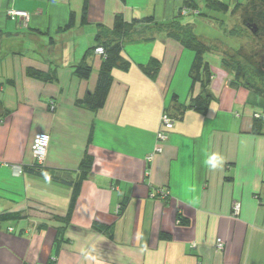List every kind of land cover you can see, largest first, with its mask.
Masks as SVG:
<instances>
[{
    "label": "crops",
    "instance_id": "1",
    "mask_svg": "<svg viewBox=\"0 0 264 264\" xmlns=\"http://www.w3.org/2000/svg\"><path fill=\"white\" fill-rule=\"evenodd\" d=\"M252 1L221 2L243 19ZM184 6V0H0V80L6 79L0 264H264V115L256 109L263 101L231 83L222 59L210 62L206 114L190 109L200 92L199 86L192 92L195 53L165 34L125 43L129 65L112 71L101 109L76 104L97 87L104 59L89 50L99 25L112 29L117 15L127 23L181 21ZM12 10L31 14L30 23L13 20ZM72 12L75 24L66 30ZM153 61L160 65L155 79L143 70ZM82 62L93 68L88 80L75 75ZM165 113L176 124L149 162ZM38 133L51 136L48 176L29 170L17 176L13 166L33 164ZM86 153L92 170L71 208ZM6 213L20 217L3 221Z\"/></svg>",
    "mask_w": 264,
    "mask_h": 264
},
{
    "label": "trees",
    "instance_id": "2",
    "mask_svg": "<svg viewBox=\"0 0 264 264\" xmlns=\"http://www.w3.org/2000/svg\"><path fill=\"white\" fill-rule=\"evenodd\" d=\"M125 2V0H122ZM262 2L264 7V0H253L245 9L243 15V25L251 31L254 37H264V13L257 14V21L255 23L254 18L250 17L249 7ZM185 7L191 10L193 13L198 12L201 15L199 8L201 3L207 5H214L223 11L228 12L230 8L227 4L221 1L214 0H184ZM249 8V9H248ZM254 8V7H253ZM252 8V9H253ZM253 9L252 11H254ZM236 10H233L234 13ZM248 11V12H247ZM256 11V10H255ZM88 6L85 4L82 14V25H86L88 22ZM75 13L70 14V19L65 27L66 30L71 29L75 24ZM255 31V32H254ZM165 34L169 38L179 42L186 49L195 53V59L191 67L190 76L192 78V92L196 87H200V92L195 97H192L190 109L206 114L209 110L210 104L213 100L212 94L209 90L211 80L213 78V72L211 63L206 60V54L211 56H222V64L232 73L233 79L231 83L237 87H244L254 92L258 100L264 101V65L258 61L259 54L248 55L244 50L226 54L227 52L221 51L219 48L208 44L194 32V27L191 25H183L180 21H173L167 23L157 22L154 18L134 19L131 23H127L123 15H117L115 17L114 27L112 29L98 26V32L96 35V45L92 47L89 52L96 51L97 48H103L105 54L103 56L104 62L99 71L97 87L94 92L88 93L83 99L76 102L77 106L85 107L92 111H98L101 109L108 97L111 85H112V71L115 68H126L129 63L122 56L125 43L134 41L135 39L153 40L156 35ZM234 36H240L239 28L232 31ZM160 69L159 62H151L150 66L143 68L144 72L155 79ZM93 72V68L86 62H82L75 67V75L83 80H88ZM30 75L34 78L48 81V78L40 71L30 70ZM177 98L174 97V101ZM2 104L0 102V110ZM171 116V115H170ZM178 117V116H177ZM176 121V117H172ZM261 118V117H260ZM259 120V118H256ZM93 165V158L89 154H85L80 164V176L78 181L74 185V193L72 198L71 208L76 203L78 198L81 184L84 178L91 172ZM24 170L32 172L40 176H48L46 174V167H38L35 165L25 166ZM50 178L57 179L51 175ZM20 214H3L1 219L3 221L9 219H17ZM96 230H100L99 225L95 226Z\"/></svg>",
    "mask_w": 264,
    "mask_h": 264
},
{
    "label": "rangeland",
    "instance_id": "3",
    "mask_svg": "<svg viewBox=\"0 0 264 264\" xmlns=\"http://www.w3.org/2000/svg\"><path fill=\"white\" fill-rule=\"evenodd\" d=\"M220 1L230 3L232 0ZM185 8L186 7L184 6L183 9ZM249 8L250 17L254 18V22L259 24L257 21V14L264 13L262 2L259 1ZM252 8L256 11H252ZM199 11L201 15L197 16L189 10L187 15L181 16L182 20L180 22L183 25L193 26L194 32L197 36L215 48H219L221 51L227 52L226 54L228 55L242 50H244V52L248 55L258 53V61L264 65V37H254L251 31L244 27L240 12L235 15L232 11L228 13L211 4H202ZM237 28H239L240 34L242 35L234 36L232 34V31ZM205 58L207 61L217 64L219 60L221 62L222 56L219 54L217 56L206 54ZM3 76L5 75L2 74L1 77ZM1 82L5 84L6 79L0 80V83ZM3 86L5 87L6 85ZM256 109L264 115V101L263 103H258V105H256Z\"/></svg>",
    "mask_w": 264,
    "mask_h": 264
},
{
    "label": "built area",
    "instance_id": "4",
    "mask_svg": "<svg viewBox=\"0 0 264 264\" xmlns=\"http://www.w3.org/2000/svg\"><path fill=\"white\" fill-rule=\"evenodd\" d=\"M191 11V10H190ZM189 12V9L185 8L182 11V15H187ZM198 12H194V14H197ZM10 17L13 20L19 19L20 22H24L25 24L30 23L31 21V14L25 11H10L9 12ZM96 53L101 55L102 57L105 54V51L103 48H97ZM50 108L52 110H55L56 105L52 101L50 104ZM256 118H260L261 115L257 114L255 116ZM176 124V121L171 118V116L167 113L162 115L161 118V127L160 131L158 132L157 139H158V144L154 149V152L148 156L147 161H152L154 159V156L158 153H162L163 147L162 145L168 140V134L174 129ZM50 142H51V136L47 133H38L33 141L32 145V155H33V164L38 167H45L46 164V159L48 156V150L50 147ZM13 170L17 176L21 175L24 173V167L23 166H13ZM256 199H259L258 196ZM264 205V202L262 203ZM234 209V216H239L240 211H241V204L239 202H235L233 205ZM216 248L218 251H223L225 249V243L219 239L217 240L216 243Z\"/></svg>",
    "mask_w": 264,
    "mask_h": 264
},
{
    "label": "clouds",
    "instance_id": "5",
    "mask_svg": "<svg viewBox=\"0 0 264 264\" xmlns=\"http://www.w3.org/2000/svg\"><path fill=\"white\" fill-rule=\"evenodd\" d=\"M213 167L217 166V164L219 163L218 159L213 156L212 159L209 161Z\"/></svg>",
    "mask_w": 264,
    "mask_h": 264
},
{
    "label": "water",
    "instance_id": "6",
    "mask_svg": "<svg viewBox=\"0 0 264 264\" xmlns=\"http://www.w3.org/2000/svg\"><path fill=\"white\" fill-rule=\"evenodd\" d=\"M255 32V31H254Z\"/></svg>",
    "mask_w": 264,
    "mask_h": 264
}]
</instances>
